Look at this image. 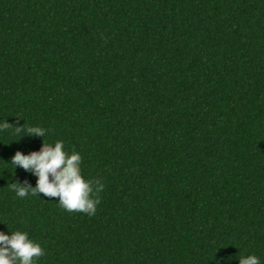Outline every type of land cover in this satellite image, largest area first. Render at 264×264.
<instances>
[{"label": "trees", "instance_id": "16d2710c", "mask_svg": "<svg viewBox=\"0 0 264 264\" xmlns=\"http://www.w3.org/2000/svg\"><path fill=\"white\" fill-rule=\"evenodd\" d=\"M0 120V231L37 264H264V0H0ZM43 139L95 215L10 190Z\"/></svg>", "mask_w": 264, "mask_h": 264}, {"label": "clouds", "instance_id": "9594fccd", "mask_svg": "<svg viewBox=\"0 0 264 264\" xmlns=\"http://www.w3.org/2000/svg\"><path fill=\"white\" fill-rule=\"evenodd\" d=\"M10 125L7 120H0V133L6 132ZM15 130L42 138L49 131L39 126L27 129L16 127ZM9 163L14 169L20 167L37 178L34 187L28 181L10 182V190L15 192L16 197H40V194L49 198L58 197L57 204L65 211L81 212L90 217L96 214L105 185L100 179L84 178L83 157L75 150L69 153L64 141L45 143L43 139L39 151L28 154L17 151ZM9 233L0 231V264H37L39 258L45 255V249L31 239L27 231L9 230ZM238 261L239 264H261L255 254L241 255Z\"/></svg>", "mask_w": 264, "mask_h": 264}]
</instances>
